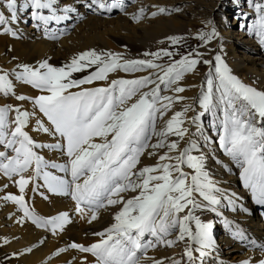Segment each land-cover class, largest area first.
Segmentation results:
<instances>
[{
  "label": "snow or ice",
  "instance_id": "6c2138e0",
  "mask_svg": "<svg viewBox=\"0 0 264 264\" xmlns=\"http://www.w3.org/2000/svg\"><path fill=\"white\" fill-rule=\"evenodd\" d=\"M77 3L93 13L124 11L126 7L125 0H77ZM248 3L259 17L249 27L264 43V2L248 0ZM0 7L4 9L0 10V30L14 37L17 33L7 25L19 21L21 10L37 22V28L43 26L46 33L51 23L59 24L78 13L74 4L61 6L60 0H23L22 3L0 0ZM171 11L180 9L158 7L151 16L171 14ZM145 13L146 9L141 7L132 18L139 21ZM218 35L212 27L211 32L199 33L197 38L204 42L201 46H205ZM49 38L58 37L52 35ZM169 39L177 44L184 38L173 36ZM178 54L161 49L144 53L153 59H125L122 53L91 49L60 67L44 61L37 67L20 64L11 71L0 69V94L15 96L19 101L31 99L51 124L47 127L43 120L37 119L35 131L58 136L63 141L48 145L38 143L27 130L35 111L30 113L21 106L10 104L0 106V148H3L0 150V175L18 186L20 192V195L8 193L0 199L18 206L23 213L18 223L31 220L36 227L50 230L55 235L69 222L67 212L45 218L30 210L25 192L34 177L24 174L31 169L35 178L43 176L50 191L70 195L76 203L75 211L81 217L91 213L89 223L98 219L102 209L120 206L114 214L115 223L104 231L93 233L101 239L87 246L75 242L68 246L90 254L95 258V264H142L143 260L163 264L162 260L147 256L148 249L159 245L172 247L178 242L186 244L184 255L188 264H204V258L215 250L213 223L205 222L195 213L198 210L216 212V206L221 203V189L206 170V157L202 153L193 154L199 151L196 143L189 141L180 149L179 141L167 142L169 134L181 140L187 135L188 130L182 125L190 106L176 112L164 128L159 131L156 128L158 115L163 118L174 101L185 99L179 95H161L162 91L183 93L185 87L179 82L186 73L194 72L200 63L210 68L206 90L202 89L199 102L205 111L218 109L222 112L217 126L222 132L220 146L242 169L241 179L251 190L254 202L264 206V91L234 75L220 53L214 59H203L205 54L195 49L175 59ZM164 57L169 58L166 64L155 62ZM145 70L157 71L133 79L109 80L110 73ZM82 72H88V75L73 78L74 73ZM13 78L47 94L35 98L16 95ZM98 81L107 84L81 87ZM72 88L79 91H70ZM192 122L197 124V118ZM153 136L158 138L156 143H151ZM97 138L99 142H96ZM45 147L63 151L69 158L68 163L49 164L35 151ZM165 147L168 151L158 156L155 165L138 167L145 153L157 155L149 149ZM172 152L177 154L173 156ZM49 166L70 174L71 179L43 171ZM185 166L192 171H185ZM13 177L18 179L13 180ZM128 192L135 195L130 198L122 195ZM173 233L175 238H169ZM234 238L255 246L242 230H237ZM8 242L5 239L4 243ZM259 248L264 251V244ZM67 250L59 249L56 254ZM30 252L31 247L24 250V253ZM24 253H13L12 256ZM81 264H89L87 255ZM240 264H253V261L249 258ZM256 264H264V259Z\"/></svg>",
  "mask_w": 264,
  "mask_h": 264
},
{
  "label": "bare ground",
  "instance_id": "6f19581e",
  "mask_svg": "<svg viewBox=\"0 0 264 264\" xmlns=\"http://www.w3.org/2000/svg\"><path fill=\"white\" fill-rule=\"evenodd\" d=\"M132 1H134V6L128 10L127 7H125L124 11L114 9L112 12L101 11L99 13H93L87 8L80 6L77 0H60L61 6L68 3L74 4L78 8V13L71 14V19L62 21L59 24L55 22L51 23L48 25L47 33L44 31L43 26L37 28V22L32 20L28 13L21 10L18 12L19 21L7 25L13 28L17 33L15 37L11 33H4L0 30V59L3 53L9 52L5 50L9 46H13L20 57L32 53L38 61L42 59H64L67 55H72L74 53V39L83 36L87 29L95 24L122 25L130 31L132 35H136V37H141L143 35L144 39L140 42H149L155 34H165L171 26L175 29L180 28L179 25L180 22H182L179 19L155 20L154 18H150L151 12L157 11L158 7L163 5L172 8L176 4H183V2H191V4L195 2L196 5H198L197 3L201 5L196 6V12L189 14L191 16H197L205 23L207 21H212V24L206 23L209 26L208 28L218 25L219 39L212 44L213 57L217 53H220L234 75L239 77L244 83L264 91V54L259 55L264 49V43L261 42V37L249 27L254 24L259 17L249 5L248 1L247 9L244 10L248 18L244 19V16H241V14H236L233 18L234 23L232 24L237 27L241 22V25H244V27L240 29L238 27L236 29L239 30L234 31L227 30L225 24L217 23L214 17L215 13L222 8L219 5L221 4V0ZM234 1L237 4L241 3L240 0ZM22 2L23 0H18V3ZM259 2H264V0H259ZM237 4L235 6H237ZM224 6L228 5L224 3ZM141 7L146 9L144 23L136 27L137 32L135 34L128 22L133 19L132 15L137 13ZM178 8L183 9V7ZM0 10L4 9L0 7ZM116 11L122 15L114 19H103L104 13L112 17ZM126 11H129L126 16L127 18L124 17ZM179 17L185 19L184 15ZM29 23L31 24L27 25ZM147 23L151 26H146ZM150 28H152L151 32L149 31ZM168 32H174V30L170 29ZM52 35L58 38H49ZM130 40V38L125 39L126 42ZM97 41L100 45L111 50L105 38V33L98 35ZM1 60L6 61L7 58L5 57ZM16 66V64L7 67L0 66V69L11 71L15 69ZM79 74L81 73H74L73 78L80 77L81 75ZM114 78L119 77L115 75L109 76V80ZM205 81L206 77L200 74L194 81V89L190 92L187 90L186 84L179 83L180 86L185 87V91L182 93L185 99L183 102L179 100L178 105L171 107L163 118H160L158 115L156 128L158 131L164 128L166 121L171 119L176 112L183 111L186 107L190 106V110L185 113L183 118L184 124L182 125V127L188 130L187 135L181 140L174 134H169L167 142L173 140L179 141L180 149L186 147L189 141L196 143L199 151H194L193 154L199 155L202 153L206 157V170L210 173L216 186L221 189L219 197L223 199V204L221 206H216V212H202L198 210L195 213L205 222L213 223L212 234L215 241V250L212 255L204 258V264H240L241 261L248 260L249 258L252 259L253 264H256V261L264 259V251L259 248V245L264 244V206L254 202L251 190L245 187L241 179L242 169L237 165L235 160L226 155L224 149L220 146V138L217 136L215 140V136L211 135L212 129L208 130V128H206V123L209 122V115L205 113V109L199 102L202 98V89L206 90ZM13 84L16 95L35 98L36 96L47 94L45 92H38V89H33L30 85L15 80L14 78ZM101 84L106 86L107 82L103 81ZM94 85L97 86L98 84ZM82 87L89 88L91 86ZM70 91H79V89L76 88ZM188 92L189 98H186ZM161 95L169 94L163 93L162 91ZM6 104L21 106L22 110H27L30 113L36 112V115L30 118L27 128L35 141L45 145L55 144L57 142L63 143L58 136L53 137L42 131H35L37 119L43 120L44 125L47 127H51V124L42 113H39L31 99L19 101L15 96L5 98L0 94V106ZM213 111L215 112L212 114V117L217 118V122L220 123L221 118L218 117L220 111L218 109H213ZM201 113H203V115H201ZM12 115H14V113ZM193 118H197L199 131H197V124L192 122ZM157 139L156 136H153L151 143H156ZM96 142H99V139H97ZM0 150H3V148H0ZM35 151L43 156L49 164H66L69 160L60 149L53 150L52 148L45 147L35 149ZM149 151H154L157 155L149 156L145 153V155L141 157V164L138 165V167L155 165L158 162V156L163 155L168 149L165 147L155 150L149 149ZM212 152H214L213 155L211 154ZM176 154V152L171 153L173 156ZM43 171L51 172L53 175L64 179H71L70 174L61 172L58 168H51L49 166L44 168ZM185 171L192 170L187 169L185 166ZM24 175L26 177H34L32 182L27 185L25 195L31 196V192H34L33 201L38 213L52 217L67 212L69 214V222L65 224L63 231H58L57 234L53 236L50 230L40 229L34 224L35 227L26 222L18 223L17 221L20 220L22 215L17 213L16 208L13 207L14 204L11 206L12 202L8 204V201L0 199V264H81L82 258L85 255L88 257L89 264H95L94 257L89 254L75 251L68 246L73 242L87 246L101 239L93 235V233L104 231L115 223L114 214L118 211L120 206L117 205L108 209H102L98 219L89 223L88 219L91 213H88L85 217H81L75 211L76 205L69 202L68 195L50 191L42 175L39 178H35L34 172L31 169ZM16 179H18V177H13V180ZM5 184L8 185L7 188L3 187ZM8 193L20 195L18 186L0 175V198ZM122 195L126 198H130L132 195H135V193L128 192ZM198 199L202 201L203 198ZM192 226L194 228V222ZM237 230H242L251 241L255 242V246L248 243V241L241 242L235 239L234 233ZM147 238L148 237H146V239ZM169 238L174 239L175 233ZM5 239L9 241L7 244L4 243ZM29 247L32 248V252L24 253V250ZM185 247V242H178L172 247L159 245L155 248L148 249L147 256L156 260H162L163 264H175L176 261H179L180 264H188L187 257L184 255ZM62 248L68 250L57 255V251ZM13 253H24V255L13 257ZM142 264H152V261L143 260Z\"/></svg>",
  "mask_w": 264,
  "mask_h": 264
},
{
  "label": "rangeland",
  "instance_id": "374dc122",
  "mask_svg": "<svg viewBox=\"0 0 264 264\" xmlns=\"http://www.w3.org/2000/svg\"><path fill=\"white\" fill-rule=\"evenodd\" d=\"M240 1H241V3L237 4V3H235L234 0H221L220 1L221 4H219V5L222 8H220L219 11H217L214 15V17L217 20V23L219 22V24L220 23L225 24V26L227 27V30H233V31L239 30L241 28V22L239 23V25L237 27H235L234 25H232L234 23L233 18L235 17L236 14H241V16H244V14H246L244 12V10L247 9V5H248L247 4L248 0H240ZM255 2H259V0H255ZM224 3L227 4L228 6H224ZM197 4L199 6L201 5L200 3H197ZM236 4H237V6H235ZM125 5H126L127 10H128L134 6V1L127 0L125 2ZM198 5H196L195 2H194V4H191V2H183V4H176L172 8H170L169 6H166V5L161 6V7H164L166 9H170V10L177 9L178 7H183V9L179 8L180 11H171V14H160V15H157L156 17L150 16V18H154L155 20L179 19L182 22H180V25H179L180 28L175 29L173 26H171L168 28V30L165 34H155L151 38V41H149V42L148 41H145L144 43L140 42L144 39L143 35L141 37H136V35H132L130 33V31H128L122 25L114 26L112 24L111 25L95 24L92 27L88 28L86 33L83 36H79V37L74 39L75 51L72 55H67L66 57H64V59H59V60L42 59L41 61H38L32 53L30 55L26 54V55H23L20 57L17 54V52L15 51V48L13 46H9L8 48L5 49L9 52L3 53L1 56V59L6 57L7 60L2 61L0 59V66L7 67V66H10L13 64H16V65L29 64L33 67H37L39 65V63L47 61L49 64H51L53 66L60 67V66H63L65 64L69 63L71 61V59L74 56H77L79 53L87 51V50H91V49H95L97 52L111 51L113 53H122L125 59H153V57H151V56H145L144 53L156 52V51H159L161 49H166V50L172 51L174 53H179L178 55L175 56V59H180L181 55L187 54L188 52L195 49V50L205 54L203 59H214L212 44H214V42H216L219 39V35L217 37L213 38L212 41L210 43H208L207 45L201 46L204 44V42L197 38L198 34L211 32L212 26L210 28H208L209 26L205 22L201 21L197 16H191L189 14V13L196 12V6H198ZM128 12L129 11L125 12V16H124L125 18H127L126 16H127ZM119 15L121 16L122 14H120L118 11H116L112 17H110L108 14L104 13L103 19L104 20L114 19V18L118 17ZM183 15H184L185 19H182L179 17V16H183ZM247 18H248V15H247ZM241 21H243V20H241ZM128 23H130V26L132 28L133 33L136 34V32H137L136 27H138V26L142 25V23H144V18L139 20V21L132 19ZM30 24L31 23H29L27 25H30ZM146 26L150 27L151 25L147 23ZM217 26L218 25H216L215 28H216L217 32L219 33V29H217ZM238 27H239V29H236ZM151 29L152 28L149 29L150 32H151ZM170 29L174 30V32H168ZM106 31H110V32H106ZM101 33H105V38H106L107 42L109 43V47L111 50L105 48V46H103V45H100V43L97 41V36L100 35ZM173 36L183 37L184 39L180 40V42L177 44H173L171 42V40L169 39L170 37H173ZM126 38H130L131 40L126 42L125 41ZM261 54H264V49L261 51V53L259 55H261ZM155 62L166 64L167 62H169V58L164 57L163 59L156 60ZM209 68H210L209 65H205L203 63H200L199 65H197V68L194 72L186 73L184 75V78L179 83L186 84L187 90H189V92H190L194 89V84H195L194 81L197 79V77L200 74H203V76L206 77L207 73L209 72ZM153 71H157V70H145L143 72H136V73H125L123 71H119L116 73H110L109 76L115 75V76H118L119 78L133 79V78H136V77H139L142 75H148L149 72H153ZM79 75H81V76L78 78H82L83 76L88 75V72H82ZM101 83H103V81L95 82V84H98L97 86H103ZM83 86L97 87L94 84L83 85ZM161 87H162V89L164 88L163 85H161ZM32 88L35 89L34 87H32ZM73 89H76V88H72L70 90H73ZM38 92H41V91L39 90ZM189 92H188L186 98H189ZM163 93H166L169 95L174 94L173 92L168 91V90H164ZM174 95H179V96L183 97L182 93L174 94ZM183 100H182V102H183ZM178 102H179V100L174 101L172 103L171 107H175L176 105H178ZM214 112L215 111H213V109L209 110V111H205V113L207 115H209V122L206 123V128H208V130L212 129L211 135H214L215 140H216L217 136L220 138V136L222 135V132H221L220 128L217 127L219 125V122H217V118L212 117V114ZM218 117L222 118V112L221 111L219 112ZM157 120H156V124H157ZM214 122H215L216 126H214ZM59 139H61V138H59ZM211 154L213 155L214 152H212ZM233 188H235V187H233ZM16 195H19V194H16ZM29 197H31V196L25 195L26 203L28 205H30V208L33 209V211L38 216H42V217L44 216L45 218L49 217V216L44 215V214H39L38 211L35 209L34 201H33L34 199H32V201H33V203H32V201H30ZM34 198H35V196H34ZM68 199H69L70 203H74L76 205L75 201L71 198L70 195H68ZM8 204H11L10 201H8ZM13 204L14 203H12L11 206ZM222 204H223V199H221V203L219 204V206H221ZM13 207L16 208L18 214L23 215V213H21V211L18 209L16 204H14ZM29 221L27 220L25 222L34 226L33 223L31 222V220H29ZM213 221H214V219H213ZM40 229H44V228H40ZM53 236H54V234H53ZM73 250H75V249H73ZM75 251H77V250H75Z\"/></svg>",
  "mask_w": 264,
  "mask_h": 264
}]
</instances>
